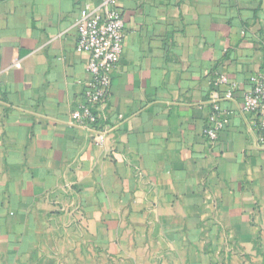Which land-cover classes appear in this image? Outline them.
<instances>
[{
	"label": "crops",
	"instance_id": "crops-1",
	"mask_svg": "<svg viewBox=\"0 0 264 264\" xmlns=\"http://www.w3.org/2000/svg\"><path fill=\"white\" fill-rule=\"evenodd\" d=\"M119 1L104 129L124 121L101 147L68 125L90 79L75 22L101 0H0V264H264V151L243 113L264 0ZM216 94L229 124L210 146Z\"/></svg>",
	"mask_w": 264,
	"mask_h": 264
},
{
	"label": "built area",
	"instance_id": "built-area-1",
	"mask_svg": "<svg viewBox=\"0 0 264 264\" xmlns=\"http://www.w3.org/2000/svg\"><path fill=\"white\" fill-rule=\"evenodd\" d=\"M78 33L76 51L87 56V71L90 79L86 83L83 100L72 111L68 125L92 133L98 146L124 121L119 115V124L105 128L113 78L125 53L126 21L119 0H101L96 9L83 8L76 19ZM217 84L227 83L225 76H215ZM251 90L244 97L243 113L250 117L249 135L254 148L264 151V71L250 78ZM233 99V87L226 96ZM219 95H212L210 104L213 114L205 128V138L214 146L229 119L222 116Z\"/></svg>",
	"mask_w": 264,
	"mask_h": 264
}]
</instances>
